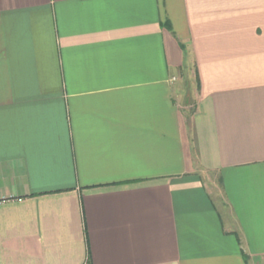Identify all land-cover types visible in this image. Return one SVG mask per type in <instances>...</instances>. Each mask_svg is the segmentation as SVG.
Here are the masks:
<instances>
[{
	"label": "crops",
	"instance_id": "crops-1",
	"mask_svg": "<svg viewBox=\"0 0 264 264\" xmlns=\"http://www.w3.org/2000/svg\"><path fill=\"white\" fill-rule=\"evenodd\" d=\"M0 264H264V0H0Z\"/></svg>",
	"mask_w": 264,
	"mask_h": 264
},
{
	"label": "rangeland",
	"instance_id": "rangeland-1",
	"mask_svg": "<svg viewBox=\"0 0 264 264\" xmlns=\"http://www.w3.org/2000/svg\"><path fill=\"white\" fill-rule=\"evenodd\" d=\"M188 87H187V91L189 93H192L196 90V83H195V80H191L190 82L187 83Z\"/></svg>",
	"mask_w": 264,
	"mask_h": 264
}]
</instances>
